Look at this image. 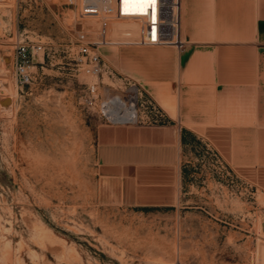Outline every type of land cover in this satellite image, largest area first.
I'll return each mask as SVG.
<instances>
[{
  "label": "rangeland",
  "instance_id": "rangeland-1",
  "mask_svg": "<svg viewBox=\"0 0 264 264\" xmlns=\"http://www.w3.org/2000/svg\"><path fill=\"white\" fill-rule=\"evenodd\" d=\"M80 33L99 75L84 71ZM137 35L130 19L81 17L80 0H0V264H264V190L201 139L186 137L172 179L129 168L123 180L143 195L100 199V129L168 121L122 53L157 49ZM19 42L35 47L24 85ZM118 95L136 121L106 116Z\"/></svg>",
  "mask_w": 264,
  "mask_h": 264
},
{
  "label": "crops",
  "instance_id": "crops-1",
  "mask_svg": "<svg viewBox=\"0 0 264 264\" xmlns=\"http://www.w3.org/2000/svg\"><path fill=\"white\" fill-rule=\"evenodd\" d=\"M180 3V47L122 52L168 121L100 129L102 200L143 195L123 180L129 168L136 175L146 165L165 168L172 179L187 136L211 144L236 174L264 190V0Z\"/></svg>",
  "mask_w": 264,
  "mask_h": 264
},
{
  "label": "built area",
  "instance_id": "built-area-1",
  "mask_svg": "<svg viewBox=\"0 0 264 264\" xmlns=\"http://www.w3.org/2000/svg\"><path fill=\"white\" fill-rule=\"evenodd\" d=\"M180 0H80V16H100L103 19H130L138 25V35L133 44L140 46H176L183 41L180 36ZM78 51L84 58V71L99 75L105 68L96 48L80 33L76 40ZM35 47L27 43L15 46L14 69L20 84H29L32 73L29 65ZM92 91L95 87L92 86ZM140 92L136 89V102ZM161 117L162 113L159 114Z\"/></svg>",
  "mask_w": 264,
  "mask_h": 264
},
{
  "label": "bare ground",
  "instance_id": "bare-ground-1",
  "mask_svg": "<svg viewBox=\"0 0 264 264\" xmlns=\"http://www.w3.org/2000/svg\"><path fill=\"white\" fill-rule=\"evenodd\" d=\"M113 101H114L113 104L114 103L116 104V108H112L108 110V112L106 113V116L108 114L111 119L115 120L114 122L116 121L134 122L136 121L137 114H136L134 105L127 106L125 104V100L119 95L117 97H114ZM119 108H123L122 114H120L119 111L117 110Z\"/></svg>",
  "mask_w": 264,
  "mask_h": 264
}]
</instances>
